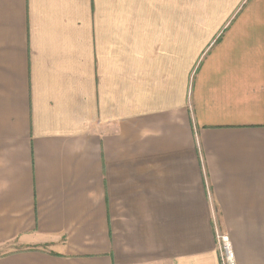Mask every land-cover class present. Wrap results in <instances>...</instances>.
Segmentation results:
<instances>
[{"label": "crops", "instance_id": "0c3cea01", "mask_svg": "<svg viewBox=\"0 0 264 264\" xmlns=\"http://www.w3.org/2000/svg\"><path fill=\"white\" fill-rule=\"evenodd\" d=\"M264 264V0H0V264Z\"/></svg>", "mask_w": 264, "mask_h": 264}, {"label": "built area", "instance_id": "2783aa9c", "mask_svg": "<svg viewBox=\"0 0 264 264\" xmlns=\"http://www.w3.org/2000/svg\"><path fill=\"white\" fill-rule=\"evenodd\" d=\"M218 239L220 243V252L223 263L236 264L234 254L232 252V245L230 242V238L227 235H219Z\"/></svg>", "mask_w": 264, "mask_h": 264}]
</instances>
